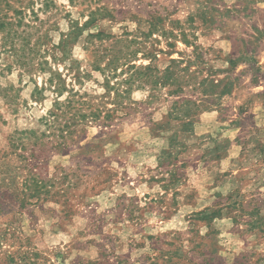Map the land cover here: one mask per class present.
<instances>
[{
    "label": "rangeland",
    "instance_id": "1",
    "mask_svg": "<svg viewBox=\"0 0 264 264\" xmlns=\"http://www.w3.org/2000/svg\"><path fill=\"white\" fill-rule=\"evenodd\" d=\"M0 264H264V0H0Z\"/></svg>",
    "mask_w": 264,
    "mask_h": 264
}]
</instances>
